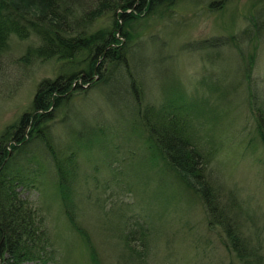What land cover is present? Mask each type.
Masks as SVG:
<instances>
[{
  "label": "rangeland",
  "instance_id": "374dc122",
  "mask_svg": "<svg viewBox=\"0 0 264 264\" xmlns=\"http://www.w3.org/2000/svg\"><path fill=\"white\" fill-rule=\"evenodd\" d=\"M210 1L177 0L170 14L136 26V42L141 44L133 48L138 60L133 62L134 71L144 87L143 100L163 104L165 110L171 111V96L183 97V105L190 109L193 137L204 144L203 152L211 156L212 172L227 186L236 187L239 199L247 204H244L245 217H252L253 222L248 220L250 225L242 232L250 238L251 245L258 242L264 264V151L259 145L250 106L246 109L242 101L244 83L236 79L238 70L241 71L239 61L249 55L252 80L264 83V0H221L214 4ZM215 38L226 42L208 46ZM29 43L10 35L0 56V130L27 108L38 81L54 77L57 71L51 60L31 57L25 63L21 55ZM125 81L114 76L106 85L100 84L99 89L82 84L67 104L69 114L78 116L76 122L63 129L66 122L61 108L54 112L56 121L54 124L51 121L49 131L56 157L72 152L77 159L73 211L78 225L89 236L95 262L239 264L232 257L234 253H228L220 244L215 227L208 229L206 214L195 198L191 202L177 196L168 204L150 194L162 166L149 164L140 138L129 134V122L118 119L131 107ZM219 85L225 90H220ZM199 103L203 107L211 105L215 118L216 111L222 109L219 106L226 114L230 113L228 120L232 125L221 121L220 128L212 131L211 146L206 142L209 128L205 115L197 114L203 111L196 106ZM172 111L180 115L183 112L180 108ZM103 115L106 118L101 120ZM95 120H99L96 125L103 133L97 141L95 137L88 140L86 136ZM65 132L81 137L80 142L86 143V148H77ZM103 140L106 146L102 149ZM97 145L99 151L106 152L105 158H99ZM204 149H211V153ZM49 157L47 152L36 158L45 172ZM135 173L143 180L141 186H148L149 191L140 185H127L126 176ZM29 177L37 178L31 181L34 186H18L17 190L46 215L53 244L61 255L54 264H92L80 237L67 230L59 200L46 174L32 173ZM140 232L144 235H139ZM124 234L128 242L138 247L142 243L139 239L144 240V246L140 247L144 252L141 262L136 263L137 258L125 246Z\"/></svg>",
  "mask_w": 264,
  "mask_h": 264
},
{
  "label": "trees",
  "instance_id": "16d2710c",
  "mask_svg": "<svg viewBox=\"0 0 264 264\" xmlns=\"http://www.w3.org/2000/svg\"><path fill=\"white\" fill-rule=\"evenodd\" d=\"M219 1L221 0H211L210 4ZM176 2L177 0H0V56L5 51L9 36L15 35L21 40L30 41L21 55L25 63L31 57L51 60L57 70L54 77L38 81L27 108L0 130V264H54L60 261L61 255L53 244V233L50 232L51 226L46 215L31 200L20 196L17 190L18 186H34L32 182L37 178L32 180L29 175L39 172L46 174L55 190L61 207L59 211H62L67 230L80 237L88 252L87 259L92 264H97L89 236L78 225L73 211L72 192L77 180V159L72 152L56 157L49 131L51 121L53 120V124L56 121L54 112L61 108L64 109L66 122L63 129L65 125L76 122L78 116L75 113L69 114L67 104L82 84L89 85L91 89H99L100 84L106 85L114 76L126 80L125 93L131 103V107H127L128 111L122 112L118 119L124 118L125 122H129V134L134 133L140 138L144 151L148 153L149 164L162 166L158 173L160 179L155 180L156 187L151 186L149 193L154 198L161 197L168 204L173 202L174 197L178 199L177 196L191 202L195 198L206 214L208 229L215 227L220 244L228 253H234L232 257L239 264H262L260 245L257 241L251 245L250 238L242 232L243 229H248L249 221L253 222L252 217H245L246 202L243 204L239 199L236 187L227 186L223 179L220 180L212 172L211 168L214 166L210 164L211 156L203 152L204 144L193 137V125L189 123L190 109L183 105V97L171 96L173 100L170 108H180L183 111L180 112L181 115L165 110L163 104L143 100L144 87L136 76L133 65L134 61H138L133 48L141 44L136 42V26L161 18L165 13L170 14ZM231 40L234 41V38ZM213 42L208 46L223 45L226 41H216L215 38ZM244 59L239 61L241 71L238 70L239 77L236 79L239 78L244 83L242 101L246 109L250 106L255 131L260 139L259 145L264 151V83L252 80L251 56ZM218 88L225 90L220 85ZM196 106L203 110L197 113L198 117L205 115L203 118L209 128L206 142L211 146L214 143L212 131L216 127L220 128L221 121L228 125L230 113L226 111V114L223 107L219 106L222 109L216 111L215 118L212 116L211 105L203 107L199 103ZM196 106L192 105V108ZM67 116L70 117L67 119ZM105 118L106 116H101V120ZM64 120L61 119V122ZM98 122L99 120H95L90 125L91 135L86 136L88 140L91 137H95V141L101 138L103 131L96 125ZM67 134L77 148L85 147L86 143L80 142L81 137L74 132ZM100 145L103 149L106 146L105 140ZM98 148L99 145L96 149L99 158H105V151H99ZM204 150L211 153V149ZM47 152H50V157L46 163L48 170L45 172L39 165L40 160L36 158ZM109 162H105L108 164H105L106 167H109ZM150 179L154 183L153 178ZM126 182L129 186H141L143 180L135 173L127 175ZM144 183L148 184L146 180ZM141 188L148 190V186ZM139 235L144 234L140 232ZM123 236L125 246L137 258L136 263L141 262L144 240L139 239L142 242L140 248L128 242L127 234Z\"/></svg>",
  "mask_w": 264,
  "mask_h": 264
}]
</instances>
